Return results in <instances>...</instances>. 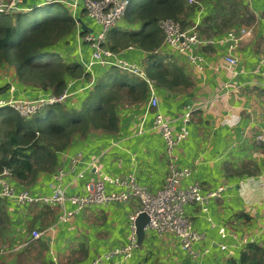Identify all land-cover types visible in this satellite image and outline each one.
I'll use <instances>...</instances> for the list:
<instances>
[{
	"label": "crops",
	"instance_id": "0c3cea01",
	"mask_svg": "<svg viewBox=\"0 0 264 264\" xmlns=\"http://www.w3.org/2000/svg\"><path fill=\"white\" fill-rule=\"evenodd\" d=\"M242 2L254 13L255 20L245 25L252 28V33L244 38L235 52L238 64L234 70L239 73L231 75L233 70L224 64L223 54L227 45L215 42L196 49L201 59L195 63L178 53L170 54L193 80L194 85L189 91L171 93L158 88L160 103L156 111L175 118V125L179 124L187 106L204 105L192 112L188 123L189 135L177 146L176 155L178 165L191 170L183 184L198 182L205 191L227 185L222 196L214 198L206 212H200L195 206L187 208L195 228L205 234L204 240L195 244L194 249L201 253L208 248L209 252L192 259L180 251L172 234L155 235L153 242L154 237L151 236L154 235L146 232L142 244L126 264H221L238 249L231 248V255L227 249H219L218 244L222 241L218 233L220 227L254 236L258 241L264 239V142L257 144L255 141V137L264 132V98L254 90L264 89V64L258 66L264 58V0ZM26 4L30 2L22 1L20 8ZM68 11L71 15L69 7ZM204 15L199 17V23ZM191 19L192 22L197 16ZM75 22L72 33L58 40L49 50L59 54L67 63L83 66L90 60L91 50L87 43L81 41L79 33L96 31L98 26L82 9L76 12ZM116 27L139 30L141 24L129 25L122 20ZM122 52L125 58L144 66L147 57L144 51L129 46ZM92 70L94 77L104 71L98 65H94ZM5 84H8L7 89L0 92V99L51 96L48 91L22 84L16 79L14 68L3 64L0 66V87ZM67 84L73 92L68 100L79 107L87 80L67 78ZM11 86L13 92L9 90ZM215 99L210 105L209 100ZM146 102L147 97L118 111L120 128L117 133L94 132L84 139H74L59 153L54 172L41 173L35 184L27 189L50 194L53 185L77 183L76 194H81L82 182L94 176V168L88 163L99 155L104 170L99 168L103 173L118 179L133 178L149 190H158L163 184L168 162L163 156V140L152 129L154 109H149ZM78 153L82 162L72 170L70 158ZM244 167L249 169L248 172H240ZM60 168L63 175L56 179L54 175ZM82 170L84 177L81 179L78 173ZM10 180L18 183L12 178ZM107 189L119 192L124 187L107 184ZM129 199L85 206L62 223L57 232L36 240L31 239V232L52 225L58 210L32 205L18 208L13 201L0 199V264H93L95 259H99L96 264H116L118 258L104 256L127 243L129 214L139 209V202ZM66 207L74 209L77 205L67 202ZM154 243L164 253L161 258L158 253L146 258ZM51 249L55 256H52Z\"/></svg>",
	"mask_w": 264,
	"mask_h": 264
},
{
	"label": "trees",
	"instance_id": "16d2710c",
	"mask_svg": "<svg viewBox=\"0 0 264 264\" xmlns=\"http://www.w3.org/2000/svg\"><path fill=\"white\" fill-rule=\"evenodd\" d=\"M26 6L30 9L0 12V66L13 67L19 82L54 96H60L68 88L67 78H84L89 83L91 75L81 64L67 63L49 50L75 28V19L68 8L59 2ZM195 12L196 7L189 6L186 0H131L122 20L129 25L140 23L141 27L139 30L114 27L107 34L108 47L112 51L129 46L139 48L147 55L143 67L157 88L171 93L187 92L193 87V80L170 53L159 50L163 35L157 22L169 18L185 27ZM254 20V13L242 0H212L197 30L204 36H212L250 25ZM159 51L166 55L160 57ZM103 69L90 87H83L84 98L79 107L67 98L46 104L28 118L9 106L1 107L0 172L9 170L14 181L31 188L41 173L54 172L59 153L74 139H84L94 132L117 133L118 111L142 102L147 97V86L143 80L116 67ZM7 85L1 86L0 92ZM254 90L264 98V89ZM248 170L244 167L240 172ZM32 206L55 210L46 205ZM221 264H264V239L246 244Z\"/></svg>",
	"mask_w": 264,
	"mask_h": 264
},
{
	"label": "built area",
	"instance_id": "2783aa9c",
	"mask_svg": "<svg viewBox=\"0 0 264 264\" xmlns=\"http://www.w3.org/2000/svg\"><path fill=\"white\" fill-rule=\"evenodd\" d=\"M27 1V0H26ZM30 4L35 2L54 3L59 2L69 7L71 16L75 19L76 12L79 9L99 25L97 31H88L82 35L81 41L87 43L91 50L90 60L83 64L84 71L91 75V80L87 84L90 87L93 82V67L98 65L102 68L116 67L119 70L126 71L139 79L143 80L147 86L146 106L153 110L154 119L152 129H154L162 138L164 143L163 156L167 159V171L162 186L156 190H149L147 187L137 183L133 178L118 179L103 173L98 164L97 157L90 161L89 166L94 168V176L84 180L81 185V194H76L78 184L70 183L68 186L56 184L52 186L50 194L34 193L26 187L12 183L9 170L4 169L0 172V199L13 201L16 206L25 205H46L57 208L56 221L41 230H33L31 239H41L57 232L59 226L72 218L76 211L91 205H106L112 201H127L131 197H136L139 202V209L129 214L130 231L127 237V243L120 248L114 249L104 257H116V264H126L125 262L133 255V252L139 248L137 236L135 233L134 220L138 212H144L148 216V223L145 226L146 232L161 236L165 233L172 234L178 242L181 252L186 253L192 259L198 258L209 252L205 248L201 253L194 249V245L204 240L205 234L195 228L193 220L188 213V206H195L200 212H206L214 198L221 197L227 188L226 184L216 186L215 188L204 190L198 182H189L183 184V180L190 176L191 170L187 166H179L177 163L176 148L189 135L188 123L192 112L204 105L192 104L179 118V124L175 125V118H170L160 111H156L160 98L158 88L151 78L145 72L142 64L131 61L123 56L121 51H112L108 47L107 34L117 26L123 19L131 0H28ZM212 0L206 2L197 0H186L189 6H195L197 16L189 25L182 27L177 21L169 18L160 19L157 22L163 35V41L159 50L167 53H178L189 62L195 63L201 58L196 54V49L215 42H223L227 45V51L223 54V61L229 70H233L231 75L237 73L234 68L238 64V58L235 55L236 50L241 45L244 38L252 33L250 26L241 25L224 31L218 36H204L197 30L199 17L207 13L210 9ZM22 0H0V12H9L16 10H29L30 7L20 8ZM264 64V58L258 62V66ZM13 92L14 88H9ZM73 95L69 88L65 89L60 96H39L35 99L16 98L10 96L0 99V106L10 105L12 109L23 117L28 118L46 104L62 102ZM215 100H209V104H214ZM206 105V104H205ZM1 108V107H0ZM257 144L264 142V132L255 137ZM82 162L81 154L70 158L71 169L74 170L77 164ZM63 169H58L54 178L61 179ZM79 178L84 177V170L78 173ZM107 184L124 187L123 191H108ZM67 202L76 204L74 209L66 207ZM210 221V219L208 218ZM222 241L219 242L220 250L232 254L231 248L240 249L248 243L259 242L254 236L239 234L234 231L226 230L225 227L218 229ZM231 245L228 247V245ZM50 252L55 256L53 250ZM121 258V261L119 260ZM101 259V258H100ZM99 259L93 260L96 264Z\"/></svg>",
	"mask_w": 264,
	"mask_h": 264
},
{
	"label": "water",
	"instance_id": "95a60500",
	"mask_svg": "<svg viewBox=\"0 0 264 264\" xmlns=\"http://www.w3.org/2000/svg\"><path fill=\"white\" fill-rule=\"evenodd\" d=\"M23 2H25L26 0H22ZM47 4L45 2H35L32 4V7L35 6H39V5H44ZM13 12H15V10H13ZM148 216L146 213L144 212H138L135 220H134V225H135V233L137 236V243L140 246L143 242V240L145 239V235H146V230H145V226L148 223ZM154 237V236H152Z\"/></svg>",
	"mask_w": 264,
	"mask_h": 264
},
{
	"label": "rangeland",
	"instance_id": "374dc122",
	"mask_svg": "<svg viewBox=\"0 0 264 264\" xmlns=\"http://www.w3.org/2000/svg\"><path fill=\"white\" fill-rule=\"evenodd\" d=\"M94 21V20H93ZM95 22V21H94ZM245 25V24H244ZM97 26H98V29H99V25L97 24ZM97 29V30H98ZM96 30V31H97ZM81 39V38H80ZM162 55H160V57H161ZM68 88H69V85H68ZM69 91H71L70 89H69ZM37 97H39V96H37ZM37 97H31V98H29V99H35V98H37ZM97 164H98V166L102 169V170H104L103 169V163H102V159H101V157L98 155V159H97ZM129 201H132V202H137L138 203V199L136 198V197H131L130 199H129ZM152 237V236H151ZM155 236H154V238H152L153 239V242H155ZM158 248V244H156V243H154L151 247H150V249H151V251L149 252V254H148V256L146 257V258H149L150 257V255L151 254H153V253H158V256H160V258H161V256H162V254L164 253L161 249H157ZM162 251V253H160V255H159V252H161Z\"/></svg>",
	"mask_w": 264,
	"mask_h": 264
},
{
	"label": "bare ground",
	"instance_id": "6f19581e",
	"mask_svg": "<svg viewBox=\"0 0 264 264\" xmlns=\"http://www.w3.org/2000/svg\"><path fill=\"white\" fill-rule=\"evenodd\" d=\"M15 11H18V10H16V9H14ZM126 12H127V10H126ZM126 12H125V14H126ZM125 16V15H124ZM87 33V32H86ZM82 35H80V37H81ZM6 106H9L10 107V105H8V104H6ZM0 107H2V106H0ZM11 108V107H10Z\"/></svg>",
	"mask_w": 264,
	"mask_h": 264
},
{
	"label": "flooded vegetation",
	"instance_id": "af4514ba",
	"mask_svg": "<svg viewBox=\"0 0 264 264\" xmlns=\"http://www.w3.org/2000/svg\"><path fill=\"white\" fill-rule=\"evenodd\" d=\"M226 31V30H225Z\"/></svg>",
	"mask_w": 264,
	"mask_h": 264
}]
</instances>
